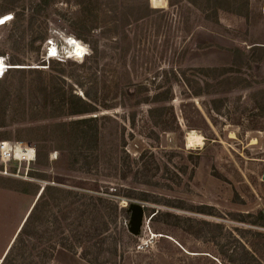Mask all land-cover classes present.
Returning <instances> with one entry per match:
<instances>
[{"label": "rangeland", "instance_id": "obj_1", "mask_svg": "<svg viewBox=\"0 0 264 264\" xmlns=\"http://www.w3.org/2000/svg\"><path fill=\"white\" fill-rule=\"evenodd\" d=\"M147 1L158 11L132 22L129 35L138 42L124 63L112 51L122 47L115 26L125 25L113 8L143 9L146 0H0V17L8 18L0 58L11 67L0 80V145L36 151L35 161H13L7 174L0 165V188L29 182L37 191L36 198L14 195V224L49 186L72 193L51 203L41 225L57 245L49 264H90L84 255L93 258L96 247L117 248L119 264H240L230 254L241 245L264 264V228L253 225L264 213V0ZM216 4L242 16L219 10L217 21L208 7ZM67 38L80 43L74 60ZM95 48L108 51L96 64ZM59 90L69 103L64 117L53 103ZM86 93L93 111L68 115L72 95ZM90 118L101 120L100 147L71 151V122ZM56 124L68 125L66 137ZM105 188L118 189L119 203L118 225L108 232L95 213L82 214ZM136 204L148 210L140 235L127 240ZM65 239L78 255L59 246Z\"/></svg>", "mask_w": 264, "mask_h": 264}, {"label": "trees", "instance_id": "obj_2", "mask_svg": "<svg viewBox=\"0 0 264 264\" xmlns=\"http://www.w3.org/2000/svg\"><path fill=\"white\" fill-rule=\"evenodd\" d=\"M42 3L45 6H49L55 0H41ZM232 2V1H231ZM230 2V3H231ZM211 4L213 2H210ZM234 3V2H232ZM116 4H118L116 0ZM129 5L126 3L124 5V8H118L115 7L113 8L114 13L116 14V18L118 19L117 15H121L124 19L123 21L125 22L124 26L122 27H117L115 26V30L113 31L114 37H118V33L121 31L122 37L120 38L122 47L121 48H116L112 47L113 54L115 55L116 58H118L120 61H123L126 63L127 58L132 51L133 48H135L136 43L138 42V36L134 34L133 38L130 37L129 35V28L133 25L132 22H135V24H139V22H143L146 18H150L153 14H155L158 9L151 8L149 5V2L146 0L145 3V8H141L140 5ZM194 7L198 10L206 11L204 8H201L199 4L193 3ZM217 5V6H216ZM213 5L214 8L208 6L210 9H214V14L217 15L219 10H226L234 13L235 11L233 10L234 8L231 7H223V6H218V4ZM169 6L173 7L174 4L170 2L169 0ZM41 7V6H38ZM232 9V10H231ZM121 12V14H119ZM238 15H241L240 13L235 12ZM242 16V15H241ZM218 15L216 16L217 20ZM132 20L131 22H126ZM218 21V20H217ZM103 36L105 38H108V35L103 32ZM261 50L264 49V47H259ZM85 49V48H84ZM91 53H93V50H90ZM107 50L104 49L102 51H98L97 48H95V56L94 60L96 61L95 64L97 63L98 60L104 59L108 54ZM231 53L235 56H243L246 57V54L240 50V49H233L231 50ZM248 59V56H247ZM109 60V58H108ZM261 61V60H260ZM205 71V70H203ZM226 74H231L233 72V68H225L223 69ZM46 91V89H45ZM57 93V97L53 100V103L57 100L55 106H56V111L57 115L56 117H64L65 115L63 114L64 111H66V106L69 104L65 97L66 94H63V99H61L60 95V90ZM59 93V94H58ZM197 96L201 94H196ZM85 99H82L81 97L77 95H72V99L75 100L74 102H70V111L69 114L72 117H82L85 116L93 111V103L90 96L88 93L85 94ZM52 103V104H53ZM153 113V112H152ZM101 120L99 118H90V119H80V120H75L72 121L70 124V134H69V140L70 142V147L71 151H75L76 149L80 148L79 145H82L80 149L83 148V146H86L90 142L94 144L93 149H97L100 147V142L101 139L103 138V128H101ZM55 130H60L61 136L66 137V129L68 128V125L66 124H56L54 126ZM29 134L33 132V130H28ZM66 139L64 138V142H62V145L66 143ZM20 187L14 188V191L27 196V197H37V191L32 190L31 185L29 182H24L19 184ZM31 188V189H30ZM36 188V187H35ZM115 192H110L109 188H105V192L102 195L97 194V197H92L91 204L85 203L86 199L85 197H80L79 199L82 201V203H85L82 208L84 210L82 211V214L86 215L88 213H91L93 215L95 213V220L94 223L96 222L97 219H100L98 223L101 221V225L99 226V230H102L104 232H108L109 228L112 225H118V214H119V203L117 200L114 199L116 197L117 199V190L115 189ZM67 194V195H65ZM70 192L59 189V188H50L47 186L43 193L40 195L38 200L34 203L31 211L29 212L27 218L25 219L23 225L21 226L17 236L14 239V244L10 248L8 254L6 257L3 259L1 264H49V260H52L54 258V253L57 249V245L52 244L50 241L49 237L42 236L43 230H42V224L47 220L48 218V209L51 206V203L57 199L63 198L67 201L70 198ZM36 196V197H35ZM65 196V197H63ZM66 196H69V198H66ZM78 198V197H77ZM105 200V202H104ZM142 201H145V198H141ZM105 205H104V204ZM101 204V205H100ZM91 209V211L87 210ZM105 209L103 214H101V210ZM110 209V210H109ZM148 209L145 208V211ZM105 211H107L106 216H105ZM100 214V215H99ZM55 221H57L55 219ZM255 227L258 228H264V213H260L258 215L257 221L253 223ZM95 228V227H94ZM42 231V233H41ZM121 232V231H119ZM107 234V233H106ZM45 235V234H43ZM86 236L89 238L92 236L90 232H87ZM123 236L127 237V240L133 239V235H125L123 233ZM264 238V237H263ZM66 240L65 244H60L59 246L62 247L63 249L69 251L70 253L74 255H78L74 247H71L68 245V240ZM101 241L99 242V245L104 243V240H106L104 237L103 239H100ZM96 250H99L97 253L95 252L92 254L93 258L87 259V256L84 255V259L86 261H89L90 264H119L118 263V251L117 248L114 249V252L112 250H108L107 252H103V249H99L96 247ZM232 252L230 254V260L234 263H239L240 264H261L257 257L256 253L253 251L247 250L246 247L243 245L241 246H234L232 247ZM14 255V258H13ZM45 257L47 261L41 259ZM19 260H21L19 262ZM242 261V262H241ZM244 261V262H243ZM27 262V263H26Z\"/></svg>", "mask_w": 264, "mask_h": 264}, {"label": "crops", "instance_id": "obj_3", "mask_svg": "<svg viewBox=\"0 0 264 264\" xmlns=\"http://www.w3.org/2000/svg\"><path fill=\"white\" fill-rule=\"evenodd\" d=\"M15 194L21 195L15 191L0 188V216L5 215V226H0V264L8 254L10 248L13 246L14 239L17 236L31 209V207H27L26 205V209L22 213L21 217L14 224ZM14 225L16 226L14 227Z\"/></svg>", "mask_w": 264, "mask_h": 264}, {"label": "bare ground", "instance_id": "obj_4", "mask_svg": "<svg viewBox=\"0 0 264 264\" xmlns=\"http://www.w3.org/2000/svg\"><path fill=\"white\" fill-rule=\"evenodd\" d=\"M7 22H8V18L6 16L0 17V27L3 26V25H6ZM66 44L68 45V50H67V55L68 56L67 57L68 58H71L73 60L76 59V58H78L80 56V54H81V47H80L79 41H77V40H75L73 38H67L66 39ZM48 53H49V56L48 57L50 59H52L54 57H57V50L55 48H51L50 50H48ZM6 68H8V67H6V65L4 64L3 60L0 58V77L3 75V73L5 72V69ZM193 137H194V135H193ZM188 141H189L188 144H190V145L193 144V142H192L193 141L192 136L189 137V140ZM6 146L8 147L9 145L6 144ZM17 147H19V150H20L19 152L21 154V157H23V155H26L27 157H31L32 150H30V149H23L22 148L23 147L22 145H17ZM17 147L15 148V150L13 149V151L15 152V154H17L16 153Z\"/></svg>", "mask_w": 264, "mask_h": 264}, {"label": "built area", "instance_id": "obj_5", "mask_svg": "<svg viewBox=\"0 0 264 264\" xmlns=\"http://www.w3.org/2000/svg\"><path fill=\"white\" fill-rule=\"evenodd\" d=\"M5 72L3 73L2 76H4ZM6 144H8L9 146L7 147ZM17 145L19 144H9V143H2L0 145V165H3L5 167V174H7V167L9 164H11L13 161H17L19 163L22 162H27V163H31L32 161L36 160V151L34 148H30V147H22L23 149H30L32 150V154L31 157H27L26 155H24L21 158H18L15 154V152L13 151V149L15 150V148L17 147ZM17 177H21L20 175H16ZM25 179H28V174L26 173V176L24 177Z\"/></svg>", "mask_w": 264, "mask_h": 264}, {"label": "water", "instance_id": "obj_6", "mask_svg": "<svg viewBox=\"0 0 264 264\" xmlns=\"http://www.w3.org/2000/svg\"><path fill=\"white\" fill-rule=\"evenodd\" d=\"M264 181V176H263ZM145 217V209L141 205H133L131 208V221H130V233L133 236H139L141 233V228L143 226Z\"/></svg>", "mask_w": 264, "mask_h": 264}, {"label": "clouds", "instance_id": "obj_7", "mask_svg": "<svg viewBox=\"0 0 264 264\" xmlns=\"http://www.w3.org/2000/svg\"><path fill=\"white\" fill-rule=\"evenodd\" d=\"M8 69H9V68H8ZM3 77H4V76H1V77H0V80H1Z\"/></svg>", "mask_w": 264, "mask_h": 264}]
</instances>
